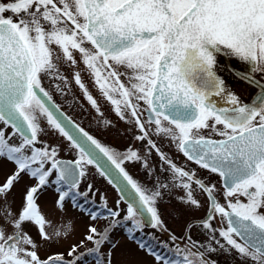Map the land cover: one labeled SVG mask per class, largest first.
Here are the masks:
<instances>
[{"label": "snow or ice", "instance_id": "obj_1", "mask_svg": "<svg viewBox=\"0 0 264 264\" xmlns=\"http://www.w3.org/2000/svg\"><path fill=\"white\" fill-rule=\"evenodd\" d=\"M222 58L251 66L228 69L259 89L250 104L219 74ZM257 73L264 0H0V264H264ZM73 85L89 123L129 137L123 150L54 102L79 100ZM94 174L119 194L114 207Z\"/></svg>", "mask_w": 264, "mask_h": 264}, {"label": "flooded vegetation", "instance_id": "obj_2", "mask_svg": "<svg viewBox=\"0 0 264 264\" xmlns=\"http://www.w3.org/2000/svg\"><path fill=\"white\" fill-rule=\"evenodd\" d=\"M231 66L238 69V68H242V65L235 60H231ZM220 68H221V74L225 77V79L231 84L232 89L234 90V92H237L238 94L241 95L242 100L245 103H249L254 100L256 98V96L259 94V89L252 86L249 87L246 84H242V82H238L231 71H229L228 66L226 65V63H224L223 60H221L220 62ZM220 70V69H218ZM255 78L257 80H260L261 82H264V76H262L261 74L257 73L255 74ZM46 86H47V82ZM73 88L75 89V86L73 85ZM76 91V96L80 97L79 100H77L74 103V97L69 94L68 97H63L60 96L56 93H53V100L54 102L60 107V109L70 118H72L73 120H75L77 123L81 124V126H83L87 131H89L91 134H93L94 136H96L98 139H100L103 143L108 144L109 146L117 149V150H123L127 143H128V139L129 137L124 136V137H120L117 136L114 132L113 133H106L103 132L102 130H99L96 126V124L93 123H89L90 117L82 111V109L79 107V104L81 102H83V98L81 96V94L79 93L78 89H75ZM85 107H87V104L85 103ZM109 117L113 120L116 121V117L114 116V114H109ZM123 128V125H121V129ZM165 151H167V148H165ZM63 159L65 160H70L73 159L72 157H64L61 156ZM173 158L176 160V162L178 164L183 163V157L179 156V155H175L173 154ZM7 168H5L3 170V173H0V178H2L3 175H7ZM128 171L130 172V174L140 183H145L146 182V178L143 174V172L138 168V167H129ZM98 175V174H97ZM99 176V175H98ZM100 177V176H99ZM105 183H107V181L103 178L100 177ZM213 182H216V178L213 177ZM108 187L111 188L115 195H116V200L119 197V194L117 193V191L112 188L108 183H107ZM97 189V188H96ZM101 192V191H100ZM103 193V192H101ZM95 202L97 204H101L102 202L100 201L99 196H97L95 198ZM108 203V201H107ZM115 203V202H114ZM170 212V211H169ZM198 217L199 216H203L204 213L203 211L199 212L196 214ZM167 216H172L171 214L169 215L168 212L165 214L164 218H169ZM176 217L179 219L178 215L176 214ZM182 223V221H181ZM179 232L176 233L174 230V232L179 236L181 234V228L178 227ZM148 231H152L151 229H148ZM193 237L196 239H203L202 236H200L197 232H193ZM166 238V237H163Z\"/></svg>", "mask_w": 264, "mask_h": 264}, {"label": "rangeland", "instance_id": "obj_3", "mask_svg": "<svg viewBox=\"0 0 264 264\" xmlns=\"http://www.w3.org/2000/svg\"><path fill=\"white\" fill-rule=\"evenodd\" d=\"M44 139H49L50 141L52 142H55V138L52 137L51 135L49 136H45ZM61 156H64V157H72L74 158L75 157V153L74 152H69L68 150H65L64 152L61 153ZM95 188L99 189V191L103 192L106 196H107V205L109 207H114L115 206V201H116V195L114 193V191L108 187L107 183H105L97 174H94L93 177H92V181H91ZM83 185H82V190H83ZM48 208H46L45 210L46 211H49L51 209V204H52V200L54 199V197L52 196H49L48 198ZM170 211V212H169ZM168 213H171V217L170 216H167L169 218H165L167 224H168V227L171 229V230H174L176 233L179 232L178 230V226H177V221L179 220L177 217H176V213L175 212H172L171 208H169L167 210ZM68 216L69 217H75L78 221V227H77V232L76 234L73 236L72 240L73 241H76V240H79L80 239V234L83 232V222H81V219L79 217V215L74 212L71 207L69 206V210H68ZM104 221L101 220L97 223V226L98 227H103L104 225ZM181 223V221H180ZM145 231H148V229H146ZM114 239H119L121 241V244H124L125 241L123 239V237L121 236V234L119 232H117L114 236ZM65 249L64 248H60V249H54V251H64ZM116 260L117 262H120L122 261L123 259H125V254H124V250L121 249V250H118L116 252Z\"/></svg>", "mask_w": 264, "mask_h": 264}, {"label": "water", "instance_id": "obj_4", "mask_svg": "<svg viewBox=\"0 0 264 264\" xmlns=\"http://www.w3.org/2000/svg\"><path fill=\"white\" fill-rule=\"evenodd\" d=\"M221 60H223L224 61V63H226V65L228 66V68H233V69H235L236 71H239V72H245V73H250V70H251V66L250 65H248V64H246V63H243V62H239L241 65H242V68H238V69H236V68H234V67H232L231 66V59H228V58H222ZM219 71V74L223 77V78H225L220 72H221V68H220V70H218ZM226 80V79H225ZM226 82H227V84H228V87L231 89V90H233L232 89V86H231V84L226 80ZM255 87V86H254ZM234 91V90H233ZM257 97V96H256ZM253 101V100H252ZM251 101V102H252ZM250 102V103H251ZM66 115V114H65Z\"/></svg>", "mask_w": 264, "mask_h": 264}]
</instances>
